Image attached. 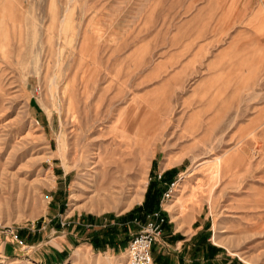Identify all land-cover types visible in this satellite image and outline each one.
Returning a JSON list of instances; mask_svg holds the SVG:
<instances>
[{
	"label": "rangeland",
	"instance_id": "obj_1",
	"mask_svg": "<svg viewBox=\"0 0 264 264\" xmlns=\"http://www.w3.org/2000/svg\"><path fill=\"white\" fill-rule=\"evenodd\" d=\"M155 180L150 214L264 264V0H0V229L25 243L0 264H127Z\"/></svg>",
	"mask_w": 264,
	"mask_h": 264
},
{
	"label": "crops",
	"instance_id": "obj_2",
	"mask_svg": "<svg viewBox=\"0 0 264 264\" xmlns=\"http://www.w3.org/2000/svg\"><path fill=\"white\" fill-rule=\"evenodd\" d=\"M161 184L163 182L157 180L152 183L146 205L142 208V213H149L154 207V199L158 196L160 197L164 192L165 189L161 187ZM161 214L165 218V214L163 212ZM149 215L150 213L147 218ZM135 219L137 217L132 215L131 217L118 219V221H112L111 225L115 224L117 230L128 229ZM77 226L83 230L87 227V231H95L91 234V238H94L97 244H100L98 238L101 237L103 232L112 230L104 229L107 224L94 219H83L82 221L78 219L74 227ZM162 232L164 233L161 241L154 243V249H152L154 250L152 251L153 258L157 259L160 264H241L234 258L226 257L224 251L210 243L206 227L198 226L197 230L193 232L187 229H174L167 224V219H165ZM128 245L129 243H127V247ZM50 258L57 259V256L53 255Z\"/></svg>",
	"mask_w": 264,
	"mask_h": 264
},
{
	"label": "built area",
	"instance_id": "obj_3",
	"mask_svg": "<svg viewBox=\"0 0 264 264\" xmlns=\"http://www.w3.org/2000/svg\"><path fill=\"white\" fill-rule=\"evenodd\" d=\"M165 218L161 211L153 212L148 216V222L145 228L135 235L126 249L128 254L127 264H154L152 255L153 245L162 232V226ZM9 237L17 247H25V243L18 234L10 230L0 229V238Z\"/></svg>",
	"mask_w": 264,
	"mask_h": 264
},
{
	"label": "bare ground",
	"instance_id": "obj_4",
	"mask_svg": "<svg viewBox=\"0 0 264 264\" xmlns=\"http://www.w3.org/2000/svg\"><path fill=\"white\" fill-rule=\"evenodd\" d=\"M105 145L106 144L104 143L103 150L99 151L98 155H97V157H98L97 159L99 160V162H101V165H102L101 166L102 167V170H101L102 175L104 174V176L106 175V176H109L111 178L114 176L115 172H121L122 171L121 173L128 174L127 172H129L131 169V165H130L131 161L124 158L125 153L122 149V144L118 145V144L112 143L110 145L111 149H109L108 146H105ZM115 155H119V158L115 159L116 158ZM126 155H128V154H126ZM113 170H115V171L112 172ZM119 177H120V175H119ZM116 180H118V179H116ZM112 181H114V180H112Z\"/></svg>",
	"mask_w": 264,
	"mask_h": 264
}]
</instances>
